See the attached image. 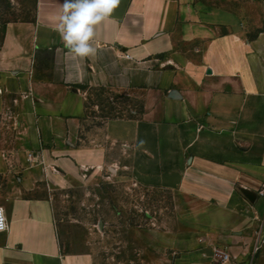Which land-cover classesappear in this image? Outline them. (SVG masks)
I'll return each instance as SVG.
<instances>
[{
    "label": "crops",
    "instance_id": "0c3cea01",
    "mask_svg": "<svg viewBox=\"0 0 264 264\" xmlns=\"http://www.w3.org/2000/svg\"><path fill=\"white\" fill-rule=\"evenodd\" d=\"M30 3L0 24V264H95L62 250L53 196L121 170L171 194L174 228L133 231L156 264H264V0H121L79 61L63 0ZM88 89L140 110L90 125Z\"/></svg>",
    "mask_w": 264,
    "mask_h": 264
},
{
    "label": "rangeland",
    "instance_id": "374dc122",
    "mask_svg": "<svg viewBox=\"0 0 264 264\" xmlns=\"http://www.w3.org/2000/svg\"><path fill=\"white\" fill-rule=\"evenodd\" d=\"M30 0H0V24L28 18ZM90 125L108 118L130 117L140 110V100L131 92L88 89ZM110 150L112 160H127ZM54 218L64 252L91 251L95 264H156V256L135 239L138 228H174L171 194L158 189L137 188L127 170L117 176L105 172L93 182H83L62 197L53 196ZM165 264L167 254L159 255Z\"/></svg>",
    "mask_w": 264,
    "mask_h": 264
},
{
    "label": "clouds",
    "instance_id": "9594fccd",
    "mask_svg": "<svg viewBox=\"0 0 264 264\" xmlns=\"http://www.w3.org/2000/svg\"><path fill=\"white\" fill-rule=\"evenodd\" d=\"M120 2L121 0H63L56 31L73 60H84L97 55L98 49L92 43L95 26L108 19ZM3 220V210L0 209V229L5 227Z\"/></svg>",
    "mask_w": 264,
    "mask_h": 264
},
{
    "label": "built area",
    "instance_id": "2783aa9c",
    "mask_svg": "<svg viewBox=\"0 0 264 264\" xmlns=\"http://www.w3.org/2000/svg\"><path fill=\"white\" fill-rule=\"evenodd\" d=\"M259 196L261 198H264V190L259 192ZM0 209H2V208H0ZM3 217H4L3 223H4L5 227L3 229H0V232L5 231L6 227H7L4 212H3ZM214 255L220 264H236L234 261H232V259L230 258V256L227 253L214 251ZM249 264H251V261L249 262Z\"/></svg>",
    "mask_w": 264,
    "mask_h": 264
},
{
    "label": "water",
    "instance_id": "95a60500",
    "mask_svg": "<svg viewBox=\"0 0 264 264\" xmlns=\"http://www.w3.org/2000/svg\"><path fill=\"white\" fill-rule=\"evenodd\" d=\"M209 73V71H207Z\"/></svg>",
    "mask_w": 264,
    "mask_h": 264
}]
</instances>
